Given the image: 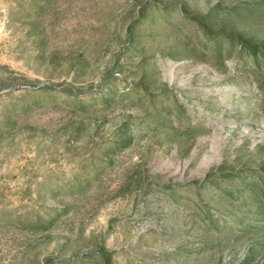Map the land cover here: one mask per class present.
<instances>
[{"label":"rangeland","instance_id":"1","mask_svg":"<svg viewBox=\"0 0 264 264\" xmlns=\"http://www.w3.org/2000/svg\"><path fill=\"white\" fill-rule=\"evenodd\" d=\"M0 264H264V0H0Z\"/></svg>","mask_w":264,"mask_h":264}]
</instances>
